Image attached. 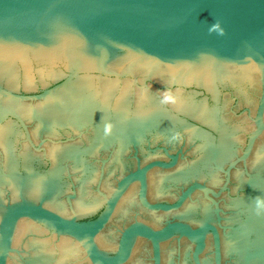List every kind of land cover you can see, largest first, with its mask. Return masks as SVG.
<instances>
[{
	"label": "water",
	"instance_id": "95a60500",
	"mask_svg": "<svg viewBox=\"0 0 264 264\" xmlns=\"http://www.w3.org/2000/svg\"><path fill=\"white\" fill-rule=\"evenodd\" d=\"M77 264H264V0H89Z\"/></svg>",
	"mask_w": 264,
	"mask_h": 264
},
{
	"label": "flooded vegetation",
	"instance_id": "af4514ba",
	"mask_svg": "<svg viewBox=\"0 0 264 264\" xmlns=\"http://www.w3.org/2000/svg\"><path fill=\"white\" fill-rule=\"evenodd\" d=\"M134 156H135V152H134ZM138 157V156H137ZM134 159L136 160V166H137V164H138V161H137V159H136V157H134ZM139 159V158H138ZM140 161V160H139ZM163 213H160V215H162ZM166 215V214H165ZM158 228H160V227H158ZM156 229V228H155Z\"/></svg>",
	"mask_w": 264,
	"mask_h": 264
}]
</instances>
